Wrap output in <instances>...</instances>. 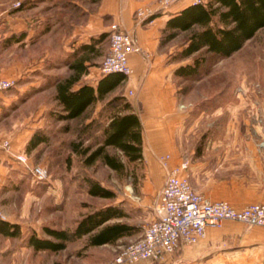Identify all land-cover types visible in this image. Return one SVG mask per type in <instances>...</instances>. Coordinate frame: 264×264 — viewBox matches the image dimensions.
<instances>
[{"label": "crops", "instance_id": "1", "mask_svg": "<svg viewBox=\"0 0 264 264\" xmlns=\"http://www.w3.org/2000/svg\"><path fill=\"white\" fill-rule=\"evenodd\" d=\"M10 2L22 4L13 7L8 14L6 5ZM156 2L157 0H0V12L3 14L0 18V72L4 77L15 81L13 87L0 93V136L10 138L13 151L25 152V146L34 131L46 129V112L51 110L52 102L56 103L55 84L72 73L70 64L81 63L86 67L74 89L84 83L95 88L102 76L99 64L108 52L111 25L117 24L122 30L135 36L140 51L129 53L132 73L108 93L107 98L119 93L127 96L129 90L135 94L130 101L141 121L143 145H148V158L152 160L168 153L175 164L187 162L183 175L223 177L217 185H214L215 182L211 183V187L199 186L192 178L189 179L193 189L210 200H225L236 208L250 203H264V127L255 124L254 114L242 112L236 122L225 121L223 134L207 138L202 153L197 158L193 159L195 149L190 147L187 149L189 154H186L185 147L195 138L199 120L190 119L191 105L186 108L183 104L185 111L180 107L178 97L182 79L173 72L189 61L171 59L180 49V46L174 45L179 35L161 44V32L169 18L177 15L194 0H179L157 12L152 18L137 22L136 9L155 6ZM100 43H106L102 55L99 53ZM254 92L241 90L236 95L243 98L256 95ZM239 101L237 107L243 108L246 103L243 99ZM103 102L97 101L88 108H92L91 117L98 116ZM186 116L189 117L185 124ZM145 152L143 149V156L146 158ZM27 174L29 173L22 165L8 153L0 152V210L6 216V220H0V264H33L29 255L48 253L34 252L28 245L29 236L21 227L28 204L27 195L22 204L18 205L14 201L13 193L17 184ZM163 182L164 178L156 185V193ZM18 207L19 211L14 212L12 208ZM3 221L18 226L16 236L7 234L12 229L4 228ZM225 235H235L243 247L244 255H252L250 263L246 264H264L263 231L227 220L219 230L208 226L205 237L206 240L216 241ZM109 245L111 244L91 248ZM91 248L85 253L96 255L101 252L100 249ZM179 250L164 255L158 261L144 260L137 264H194L185 261L205 255L204 249L197 246H183ZM112 260L113 258L109 259V262ZM61 264L68 263L65 261ZM79 264L104 263L102 260L89 262L82 259Z\"/></svg>", "mask_w": 264, "mask_h": 264}, {"label": "rangeland", "instance_id": "2", "mask_svg": "<svg viewBox=\"0 0 264 264\" xmlns=\"http://www.w3.org/2000/svg\"><path fill=\"white\" fill-rule=\"evenodd\" d=\"M16 3L10 2L6 5L8 14L12 12L13 7L20 6V2L18 6H15ZM1 17H3V14H1ZM185 38L186 33H181L176 38L174 45L181 46ZM105 45L106 43H100L99 45L101 55ZM190 60L188 59V61ZM100 65L101 63L99 67ZM201 74V79L181 80L178 97L181 108L183 104L186 105V108L191 105L190 119L199 120L196 124L195 138L185 147L186 154H189L188 147L195 149L193 159L202 153L207 138L223 134V123L225 121L236 122L242 112L254 114L256 116L255 124L264 127V28L246 41L244 46L233 55L221 59H210L200 70ZM241 90L255 91L256 95L243 96L242 98L236 95ZM125 97L128 100H133L135 94L130 95L127 93ZM239 99H243V102L246 103L243 108L237 107L240 103ZM54 106L55 102H52L51 110ZM91 113L92 108L88 110L86 117ZM189 116L184 118L185 124ZM86 117L68 122H56L48 115V111L46 112L45 128L50 141L35 148L28 153V156L31 158L32 163L45 165L50 171V177L46 181L36 182L30 174H27L17 184L13 193L16 204H22L25 196L28 197L26 214L23 217L21 227L27 236L32 231L42 235V225L71 228L80 216L108 204H115L122 207L126 216L114 219L111 222L119 221L133 224L136 230L130 235L124 236L118 243L104 247H90L91 249L101 250L96 255L85 253L90 248L85 246L87 239L84 237L68 244L65 250L58 253L29 255L33 264H48L49 261L50 264L65 261L68 264H79L82 259L89 262L102 260L105 264L109 262V259L119 254L126 245L139 239L145 226L154 217V204L157 197L154 189L156 185L160 184L165 173L159 161L161 155L150 160L147 154L148 145L144 144L143 149L146 151V158L144 157L140 162L130 163L120 151L109 147L107 148L108 152L118 155L123 162L124 168L122 171L111 170L99 160L90 166L84 165L83 157L71 152L69 142L75 138L77 130L80 129ZM64 125L69 126L70 130L68 132L61 131ZM210 126L212 127L210 128ZM91 141L93 140H85L83 145H87ZM169 161L170 165H175L172 162L171 155ZM84 176L98 180L101 185L114 191L115 197L104 199L89 196L83 182ZM184 176L188 181L192 178L197 185L202 187H211V183L218 184L219 180L223 178L201 175L189 177L187 174ZM12 209L14 212H18L20 208ZM232 223L258 228L264 232L263 226L248 225L238 221H232ZM216 229L219 230L220 227ZM192 246L204 249L205 255L185 261L187 263L246 264L250 263L252 259L250 253L244 255L242 252L243 247L237 241L235 235H225L222 239L216 241H209L204 237L198 244L188 245L187 247ZM262 253L264 254V252Z\"/></svg>", "mask_w": 264, "mask_h": 264}, {"label": "trees", "instance_id": "3", "mask_svg": "<svg viewBox=\"0 0 264 264\" xmlns=\"http://www.w3.org/2000/svg\"><path fill=\"white\" fill-rule=\"evenodd\" d=\"M262 28L264 0H201L191 3L167 20L161 32V44L181 33H186L180 49L171 59L191 60L178 66L173 74L184 81L201 79L200 70L210 59L233 55ZM69 69L72 73L55 84L56 103L53 110L48 112L54 121L68 122L84 118L91 105L97 101H104L98 116H87L77 130L75 138L69 142L71 152L83 157V164L86 166L99 160L114 171H122L124 164L118 155L108 152L109 147L120 151L130 163L142 161L144 158L142 125L131 101L122 94L107 98L108 93L119 86L126 76L118 72L109 73L101 76L95 88L84 83L78 89H74L86 67L77 63L70 64ZM69 130L68 125L61 128L62 132ZM89 139L93 141L83 145L84 141ZM49 141L46 129L34 131L25 146L26 154ZM83 182L89 196L104 199L115 197L114 191L101 185L93 177L84 176ZM125 216L122 207L108 204L80 216L71 228L42 225V235L32 231L28 245L34 252L58 253L65 250L68 243L83 237L87 239L86 247L114 244L119 238L128 236L136 230L133 224L111 222ZM2 223L4 228L12 229L8 235L16 236L17 225H10L5 221Z\"/></svg>", "mask_w": 264, "mask_h": 264}, {"label": "built area", "instance_id": "4", "mask_svg": "<svg viewBox=\"0 0 264 264\" xmlns=\"http://www.w3.org/2000/svg\"><path fill=\"white\" fill-rule=\"evenodd\" d=\"M177 1L179 0H157L155 6L139 7L135 11V19L137 22L148 20ZM199 1L201 0H194ZM18 5L19 2L15 4ZM139 51L135 36L122 30L117 24H112L109 49L99 67L100 74L118 72L129 77L132 68L128 55ZM14 82L0 72V93L13 87ZM128 94L133 95V92L129 90ZM0 152L8 153L34 181L43 182L50 177L45 165L32 163L24 151H13L8 136H0ZM169 160L168 153L159 156L165 173L163 185L155 200L153 219L145 226L141 237L126 245L108 264L158 261L166 254L175 253L182 246L198 244L205 237L208 226L219 228L227 220L264 227V203H250L236 208L225 200H210L195 191L182 174L187 168V162L170 165ZM0 220H6L1 210Z\"/></svg>", "mask_w": 264, "mask_h": 264}]
</instances>
